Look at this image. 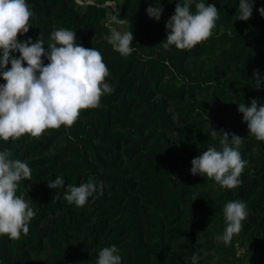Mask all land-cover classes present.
Returning a JSON list of instances; mask_svg holds the SVG:
<instances>
[{"label":"trees","instance_id":"1","mask_svg":"<svg viewBox=\"0 0 264 264\" xmlns=\"http://www.w3.org/2000/svg\"><path fill=\"white\" fill-rule=\"evenodd\" d=\"M214 1L222 5V23L231 29L221 31L216 23L213 35L190 51L199 52L207 43L221 46L216 56L229 76L214 86L213 105L225 101L235 124L228 129L244 139L239 151L247 162L240 176L242 183L234 189L185 172L192 168L194 158L185 157L181 140L165 177L154 164L159 152L156 143H151L153 134L172 132L178 124L185 136L200 139L212 115L199 99L212 87H204L192 77V70L186 67L189 50L175 46L165 50L161 45L168 35L166 22L181 0L123 1L119 16L130 23L135 49L127 57L104 40L105 0H96L84 10L78 9L75 0H27L33 12L31 27L18 39L35 42L40 37L47 51L54 30L75 32L79 45L101 52L109 69L105 82L114 91L101 97L100 107L81 110L71 128L47 130L38 139L25 135L14 141L0 140V151L10 150L11 159L27 162L31 169V180L19 183L17 195H23L35 213L27 235L21 234L18 240L0 236V264H96L99 251L112 245L119 248L122 264H192L194 254L200 257L195 248V223L201 208L186 209L185 192L180 188L214 184L226 197L210 218L222 215L228 202H244L248 216L242 223L256 236L254 263L264 264V142L249 133L238 112L239 103L250 106L253 99L264 106V16L259 12L264 0H255L247 21L238 20L239 0ZM159 4L163 11L157 21L146 10ZM11 55L19 58L18 52ZM42 59L46 65L47 59ZM256 70L261 77L259 89L254 87ZM57 176L64 178L65 186L50 189L48 182ZM90 178L103 184V194L89 197L83 207L69 205L63 198L67 185L79 186ZM141 197H148L158 209L161 239H183L188 254L182 257L164 242L160 248L148 246L146 236L153 218ZM197 264H202L200 259Z\"/></svg>","mask_w":264,"mask_h":264},{"label":"clouds","instance_id":"2","mask_svg":"<svg viewBox=\"0 0 264 264\" xmlns=\"http://www.w3.org/2000/svg\"><path fill=\"white\" fill-rule=\"evenodd\" d=\"M255 0H239L238 20L247 21L252 16ZM194 0L177 3L175 13L166 22L168 35L161 43L167 50L175 46L178 50H191L207 41L216 27L218 9L204 2L195 3V12L190 8ZM116 4H111L110 7ZM147 15L159 21L162 7L149 6ZM259 12L264 16V8ZM33 12L27 0H0V78L6 83L0 84V140H18L28 135L40 138L47 130H59L61 126L71 128L79 118L81 110L100 107L104 94L114 89L105 82L109 69L103 62L100 51L85 48L76 42V33L68 29L54 30L45 51L44 41L40 37L33 42L31 38L21 42L18 35H24L31 27ZM124 20L117 11L108 13L107 27L110 35L108 43L121 56L131 55L132 32H121L112 25H122ZM18 52L19 58L12 56ZM42 57L48 63L45 65ZM11 65L8 68V65ZM26 63V66H24ZM254 87L260 88L259 71L254 72ZM238 112L243 114L249 133L257 141L264 142V106H258L253 99L250 106L239 103ZM222 133L221 150L209 147L200 156L194 158L191 168L193 176L200 175L213 179L223 188L234 189L242 181L240 176L247 165L239 151L243 138L228 132ZM216 130L211 132L215 137ZM8 149L0 151V236L18 240L21 234L29 233V223L34 211L23 196L17 195L21 181L31 180V169L27 162L11 159ZM65 186L62 176L48 182L50 189ZM103 194V184L97 185L91 178L79 186L67 185L63 198L69 205L83 207L89 197ZM225 230L217 237L228 246L234 235L242 230V221L248 216L247 205L242 201L228 202L223 207ZM116 245L103 247L98 253L96 264H122ZM198 255L191 257L197 264Z\"/></svg>","mask_w":264,"mask_h":264},{"label":"rangeland","instance_id":"3","mask_svg":"<svg viewBox=\"0 0 264 264\" xmlns=\"http://www.w3.org/2000/svg\"><path fill=\"white\" fill-rule=\"evenodd\" d=\"M95 1L96 0H75L77 7L80 10H84L87 5H92ZM123 1L124 0H105L102 4V7L107 8L102 22L105 29L104 40L106 41L107 37L110 35L109 29L105 27L108 13L112 11L115 15L117 11L119 12ZM198 2H204L206 6L215 5L218 9V19L216 23L219 24V30L224 31L231 29V26L222 23L223 10L221 4L216 3L214 0H194L190 10H195V3ZM182 3L183 0H181V4ZM111 4L116 5L110 7ZM112 26L122 33L130 30V23L126 21H124L122 25L113 24ZM220 48L221 46L218 43H207L199 52L187 51L186 67L192 70V77L197 78L198 81L202 82L204 87H212V89H207L199 95V99L203 100L205 104L208 105L207 111L211 112L212 115L209 118L210 120L205 122L200 139H197L194 136H185L181 132V127L178 124L176 125V129L172 132L155 133L152 135L151 143H156L159 152V156L154 159V164L160 176L165 177L167 175V172L173 163L174 154L177 151V143L179 140L183 142V148L186 152L185 157L197 158L209 147H215L217 150H221L222 146L220 145V139L222 138V133L219 132L223 130L230 134L228 128L231 125L235 126V124L231 123L230 110L227 109V105H224L225 101L221 106L213 105L214 86L220 84L229 76V72L216 56L217 51H219ZM1 81L2 78H0V84ZM219 121H223L222 123L225 125H220ZM213 130L217 131L215 137L211 136ZM230 136L231 134L229 135V139H231ZM190 170L191 168L185 169L184 171L186 172ZM31 188V185H29L28 189ZM181 190L185 192L183 199L186 209L189 207L201 208L199 210L200 215L196 218L195 223V248L200 252L199 259L202 264H256L254 263L258 252L255 248L256 236L251 230L247 229L243 223L242 230L238 235H234L228 246H225L221 241H217V237L223 234L226 227L224 215L222 214L215 218H210V216L212 210L217 208L219 202L226 197L220 186L216 184L205 188H201L198 185L184 186L180 188V191ZM147 200L148 197L140 198L141 204L147 208L148 213L153 218L150 227L148 228L149 231L146 236V243L148 246L160 248V242H164L166 245H169L172 250L177 251L182 257H184V254H188L189 252L184 249L187 243L184 242L183 239L172 241L166 238L161 239L162 231L159 229L160 223L158 220L160 219V216L158 214V209L154 204ZM181 210H183V207H181ZM114 233L119 234V231H114ZM123 244L126 243L123 242ZM151 260L154 262L155 257L152 256Z\"/></svg>","mask_w":264,"mask_h":264}]
</instances>
